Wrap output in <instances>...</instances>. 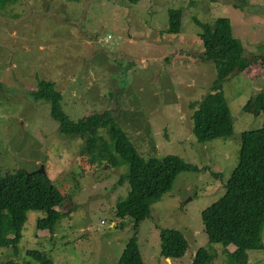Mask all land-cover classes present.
I'll return each instance as SVG.
<instances>
[{
    "label": "rangeland",
    "instance_id": "obj_1",
    "mask_svg": "<svg viewBox=\"0 0 264 264\" xmlns=\"http://www.w3.org/2000/svg\"><path fill=\"white\" fill-rule=\"evenodd\" d=\"M174 9L183 12L179 33L165 31ZM219 16L231 19L244 56L255 61L223 83L233 136L199 142L192 103L209 90L216 67L200 57L197 21L212 23ZM263 53L264 0L245 6L233 0H0L1 174L43 169L70 194L71 202L58 209L72 208L52 231L37 227L44 211H28L16 258L36 264L25 252L39 248L56 264H118L135 235L145 264H192L200 247L212 254L206 264H234L221 242L209 241L201 213L225 192L242 133L264 126L262 113L244 110L264 91ZM43 78L62 92L70 119L108 110L145 159L176 154L199 170L180 172L135 228L134 220L115 213L131 189L128 180L119 182L129 166L83 162L84 139L63 134L51 103L32 95ZM169 228L188 240L181 257L160 252V232ZM12 254L11 247H0V259ZM248 255L246 264H264V249L250 248Z\"/></svg>",
    "mask_w": 264,
    "mask_h": 264
},
{
    "label": "trees",
    "instance_id": "obj_2",
    "mask_svg": "<svg viewBox=\"0 0 264 264\" xmlns=\"http://www.w3.org/2000/svg\"><path fill=\"white\" fill-rule=\"evenodd\" d=\"M128 1L136 4L139 0ZM233 1L244 6L248 2ZM182 18V9L170 10L165 31L179 33ZM197 23L201 27L199 38L203 45L200 57L213 60L216 76L202 98L192 103L193 133L199 142L228 139L234 134V118L223 92V83L236 70L252 64L255 57L244 56V45L234 36L229 17L219 16L212 23ZM261 57L264 59V53ZM32 95L36 100L44 99L51 103V113L59 122L63 134L84 139L81 157L89 167L105 165L116 169L129 166L119 182L123 184L128 180L131 189L127 197L116 204L115 213L134 220L135 228L149 215L151 204L172 188L180 172L199 170L197 165L176 154L145 159L108 110L88 113L78 120L70 119L62 106L63 94L54 81L43 78ZM244 110L264 115V91L251 97ZM83 169L86 166H82ZM225 187V192L202 210L204 231L209 241L222 243L231 262L246 264L248 249H264V126L242 133L239 161ZM67 201L71 202L70 194L61 192L39 170H15L5 175L0 171V247H11L13 250L11 256L0 259V264H29L30 259L20 261L15 256L19 254L18 242L28 219V211H44L46 215L38 219L37 227L52 231L65 214L70 213L72 208L68 212L58 209ZM232 243L235 244L234 250L228 247ZM187 247L188 240L180 229L161 230L162 255L181 257ZM25 254L36 264H56L39 248H28ZM210 259L212 254L200 247L192 264H206ZM118 264H145L135 235L128 240Z\"/></svg>",
    "mask_w": 264,
    "mask_h": 264
},
{
    "label": "water",
    "instance_id": "obj_3",
    "mask_svg": "<svg viewBox=\"0 0 264 264\" xmlns=\"http://www.w3.org/2000/svg\"><path fill=\"white\" fill-rule=\"evenodd\" d=\"M39 171H40V172H43V174H45V171H44L43 169H40Z\"/></svg>",
    "mask_w": 264,
    "mask_h": 264
},
{
    "label": "crops",
    "instance_id": "obj_4",
    "mask_svg": "<svg viewBox=\"0 0 264 264\" xmlns=\"http://www.w3.org/2000/svg\"><path fill=\"white\" fill-rule=\"evenodd\" d=\"M139 1H140V0H139ZM139 1H138V2H139Z\"/></svg>",
    "mask_w": 264,
    "mask_h": 264
}]
</instances>
